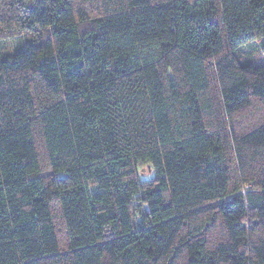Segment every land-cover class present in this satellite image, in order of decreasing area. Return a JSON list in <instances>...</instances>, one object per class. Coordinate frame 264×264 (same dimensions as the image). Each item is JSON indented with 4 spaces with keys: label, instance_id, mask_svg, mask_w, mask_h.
Segmentation results:
<instances>
[{
    "label": "trees",
    "instance_id": "1",
    "mask_svg": "<svg viewBox=\"0 0 264 264\" xmlns=\"http://www.w3.org/2000/svg\"><path fill=\"white\" fill-rule=\"evenodd\" d=\"M255 42L264 0H0V264H264Z\"/></svg>",
    "mask_w": 264,
    "mask_h": 264
},
{
    "label": "rangeland",
    "instance_id": "2",
    "mask_svg": "<svg viewBox=\"0 0 264 264\" xmlns=\"http://www.w3.org/2000/svg\"><path fill=\"white\" fill-rule=\"evenodd\" d=\"M22 40L18 39V38H13V39H10L8 40L7 42V45H9L10 47H16V46H19V42H21ZM248 49H251L252 50V54H253V60L255 62H261V61H264V52L260 49L259 47V43L255 42V43H251L248 45L247 47ZM259 107L260 108V111H257L256 112V118H262L263 119V116H264V111L263 109L259 106V104L256 106V108ZM255 108V109H256ZM251 116L249 119L252 120L253 116H254V112H251ZM144 168L142 169V172L143 173H147L149 172V169L146 167V166H143Z\"/></svg>",
    "mask_w": 264,
    "mask_h": 264
}]
</instances>
